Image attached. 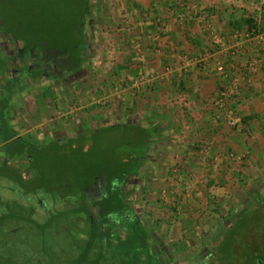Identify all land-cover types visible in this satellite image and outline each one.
<instances>
[{
	"label": "rangeland",
	"instance_id": "obj_1",
	"mask_svg": "<svg viewBox=\"0 0 264 264\" xmlns=\"http://www.w3.org/2000/svg\"><path fill=\"white\" fill-rule=\"evenodd\" d=\"M83 1L0 0V48L3 46L5 50V46L10 47L14 43H19L23 47L21 61L30 60L34 53H38L45 46L55 50L56 48L68 50L70 43L74 40L78 42L83 37L85 30L88 35V53L83 67L78 75L69 77L66 83H59L57 86L43 83L29 85L36 81L40 71L46 73L49 71H45V68L40 69L41 67L35 70L27 65L22 70H15L12 73L8 69L15 63V59L12 56L10 60L2 57L4 60L2 59L0 64V77H4L8 84L1 87L3 97L0 98V120L6 116L1 104L6 103L9 96L13 97L11 91L28 92L27 101L21 93L15 96L18 102L13 100V106L11 105L12 109H19L15 116L19 134L35 137L37 143L49 138L55 139L57 136L69 139L87 137L81 142L85 149L78 155H73V159L56 158L75 150L69 142L67 144L70 147L66 146L63 149L62 147L58 149V145L49 142L35 155L34 160L40 166L38 169L43 170L40 174L36 173L37 178L31 185L47 188V191H44L45 195L40 192L35 196L24 197L10 190L15 186L9 181L1 184L5 196L0 206V264H69L71 258L79 254L80 247L86 245L90 230L89 215L81 212L79 202H75L76 191L79 190L75 185L78 183L82 185L83 181L87 185L100 171H106L120 162L128 164L127 171L134 172L133 166L138 162V158L147 156L145 146L141 145L145 138L141 131L130 128L120 131L107 129L126 126L130 120L137 123L135 126L141 127L138 117L137 119L127 117L129 104L126 96L146 90L148 85L140 81L141 78L146 79L145 68H142L144 61L136 60V71L134 68L132 71L130 66L126 67L127 62L139 53L136 48L133 52L122 45L121 34L112 36V30L107 23L112 19L113 8L107 5V2H112L111 0H86L90 3L87 26L81 24L83 10H86ZM65 75L66 73L55 79L51 74L49 81L61 82ZM21 83L28 86L23 88ZM15 92L13 93L16 94ZM20 114H29V120H19ZM1 129L3 132L1 140L6 137L5 134L13 131L5 126H0ZM103 129L106 130L101 132ZM59 151L60 153H57ZM168 153L167 148L158 145L154 147L140 175L123 187L126 194L123 197L134 210V216L141 218L145 228L153 236V244H156L164 262L200 264L202 259H205V264H209L221 256L219 251L211 253V250L227 237L222 243L224 254L228 252L225 264H264V207L261 209L262 213L256 212L252 220L238 219V215L243 210H248V206L255 201V197L251 195L253 193L247 195L242 189L251 190L253 187L256 190L258 187L264 189V181L255 182L252 178L245 179L246 177L242 179V174H236L232 179L212 181L209 184L206 182L208 184L206 188L212 187L213 190L219 188L225 196L229 188L231 195L225 198L211 192L209 193L211 196L204 194L209 198L206 200L208 210L200 213L201 218L204 217V225L196 227L190 235L183 234V229L179 227L175 230L172 226L176 227V222H180L178 212L182 210L180 208L184 204L183 200L188 199L190 193L188 190L193 184V178L192 175L179 177L183 171L189 170V165L181 158L179 162L171 163L172 155L169 158ZM23 165L22 162L19 163L20 168ZM218 170L219 166L214 171ZM117 176L119 178L116 185L123 186V183L119 182L123 179L122 175ZM98 178L99 191L96 195L97 198H101L100 187L106 183V178L102 176ZM88 179L90 180L87 181ZM111 188L116 191L113 185ZM91 193V190L78 191V195L83 197ZM105 195L107 197L104 205L109 208L111 216L118 214L123 202L114 192L106 190ZM51 196L53 198H50ZM18 199L22 203L26 202L24 204L28 207H23L25 205H20L19 208L12 207L11 204ZM228 208L233 209V214L224 213ZM91 212L93 215L96 214V210ZM170 213L175 216L172 217ZM241 217V220L246 219L243 213ZM211 220H218L219 223L211 225L209 223ZM235 222L242 228L236 227L237 230H232ZM92 226L91 239L97 247L102 245L99 256L102 261H107L115 256L110 243L111 234L107 233L109 227L115 231L114 244L125 240L128 230L126 226L121 227L113 222L110 224L103 216H98L90 227ZM133 239H128L124 245L134 243ZM215 244L218 245L214 246ZM95 255L96 250H93L91 257ZM122 258L126 260V264H131L136 262L137 256L132 253ZM109 264L114 262L111 261Z\"/></svg>",
	"mask_w": 264,
	"mask_h": 264
},
{
	"label": "crops",
	"instance_id": "obj_2",
	"mask_svg": "<svg viewBox=\"0 0 264 264\" xmlns=\"http://www.w3.org/2000/svg\"><path fill=\"white\" fill-rule=\"evenodd\" d=\"M111 1L107 23L112 36L121 34L122 45L139 53L126 67L133 71L136 60L144 61L148 79L146 90L126 96L127 117H138L141 128L152 132V149L167 148L171 163L181 158L189 165L179 177L192 175L193 184L178 212L180 222L172 227L190 235L204 225L200 215L209 207L204 194L231 195L229 188L226 196L219 188H206L212 181L236 177V167L224 162L225 155L243 158L242 179L264 181V0ZM249 20L257 31L250 29ZM232 91L236 96L225 108L216 105ZM232 114L238 119L235 127L229 123ZM130 123L137 124L130 120L126 126ZM204 143L210 147L206 160ZM217 166L220 171H214ZM258 189L242 191L264 197V189ZM224 213L233 214V209Z\"/></svg>",
	"mask_w": 264,
	"mask_h": 264
},
{
	"label": "flooded vegetation",
	"instance_id": "obj_3",
	"mask_svg": "<svg viewBox=\"0 0 264 264\" xmlns=\"http://www.w3.org/2000/svg\"><path fill=\"white\" fill-rule=\"evenodd\" d=\"M85 33L83 34V37H81V39L78 40V42H76L75 40L70 43V47H68V50H66V48H56L55 49H50V48H43L42 50H40L38 53H34V56H32L30 58V60H23L22 59V53L23 51L21 50V48H23L19 43H14L12 44L10 47H13L12 49H9V46H5V50L3 49V46L0 48V64L2 63V61L6 58V60H10L11 56L15 59L14 60V64L10 65V68L8 70H11L12 73H14L15 70H22V68L26 67L27 65L30 66V68H34L35 70H39V67L45 68V71H49V73L40 71V74L38 73L36 81L34 83H28L29 85L31 84H38V83H43V84H55V86H57V84H64L67 82V79H69V77H72L73 75H78L80 69L83 67L84 61L86 60L87 57V53H88V35H87V31H84ZM9 49V50H8ZM2 51V52H1ZM8 52V55H7ZM4 53V54H3ZM4 56V59L2 58ZM3 59V60H2ZM24 59V58H23ZM66 73L64 79H62L61 82H51L49 81V78L54 76V78H60L62 77L64 74ZM4 77H0V98L3 97V93L1 91V87L7 86L8 82L6 81V79ZM22 87H26L28 85H25L24 83H21ZM13 92L15 91H11L10 94H12L13 97L9 96V99L6 103L1 104V107L3 108L4 114L6 113V116H4L1 120H0V126H5V127H10V129H12L13 131H11L10 133L7 134H12L13 138L10 140V142H12L13 140H18V143H14L13 146L9 147L8 149L6 148V146L10 143L9 141H3L0 139V206L3 204V197L5 196L4 190L2 188V183L4 181H9L10 183H12L15 188L10 189L11 191H15L17 194H19L20 196H35L38 195L40 192H43V195H45V190L47 191V188L41 186V187H37L36 184L31 185V183L33 182L34 179L37 178L36 175V170H35V166H36V160H34L35 155L39 153L40 149H43L45 146L48 145L49 142L52 143V145L56 144L59 146L58 149H60L61 147L66 148V146L68 147L69 144H67L68 142L70 143L71 146L76 147V145L79 143V141L81 142V138H83V136H79L73 139H69V138H59L57 136V138L52 139H45L42 143L40 142H36V138H31V136H23L21 134H19V125H16V121H15V116H17V110L19 109H12L11 105L13 106V102L15 101L16 103L18 102V99L16 101V95L21 94L22 92H15L16 94H14ZM22 97L23 98H28V92L26 93H22ZM19 98V97H18ZM14 100V101H13ZM22 100V98H21ZM13 101V102H12ZM27 101V99L25 100ZM11 110H13V112L11 113ZM11 114V115H8ZM16 113V114H14ZM20 119H22L23 121H28L30 115L29 114H20ZM33 116V115H31ZM19 117V116H18ZM17 117V118H18ZM17 120V119H16ZM30 129H28L29 131ZM9 131V130H8ZM18 132V133H17ZM2 129L0 130V136L3 135L2 134ZM5 134V136L7 135ZM50 136V135H49ZM47 136V137H49ZM53 147V146H52ZM57 149V148H56ZM8 150H12L14 153H12L11 157L7 156V151ZM13 156V157H12ZM23 163V167L20 168L19 167V163ZM126 179V183L122 186L121 190L123 191V196H125L126 194L124 193V189L123 187L125 185H127V182H130L131 179L136 178H130ZM99 180L100 178H97L96 181H94L91 185L87 187L82 186L79 190L80 192H83L84 190H91L92 193L90 195H86L85 197H83L82 195H78V191H76V201L75 202H79L80 207L82 209L81 212H85L87 215H89V218L91 220L92 223L95 222V220L97 219L98 215H99V208L98 206L95 205V202L99 201L102 199V197L105 196L106 193V189L108 188V183H107V179H106V183L103 185V187H100V195L101 198H97L96 192L99 191L98 185H99ZM35 183V182H34ZM74 188V187H73ZM97 189V190H96ZM52 194H49V196ZM54 195V194H53ZM48 196V197H49ZM122 196V197H123ZM56 197V196H55ZM50 198H53V196H51ZM260 198L259 201H261ZM40 200V198L38 199V201ZM42 201V200H41ZM40 201V202H41ZM257 201V202H259ZM123 202L125 205V213L122 216H112V222L116 225H119L121 227L126 226L127 230H128V234H129V229H131L132 224L133 225H137L141 228H145V225L143 223V221L141 220V218H138L136 216H134V210H132V208L130 206H128L126 199L123 197ZM254 203L250 206H248L247 209L249 210H245L244 213L241 212L238 215V219L241 220V214H245L247 217L249 215V218L251 217V220L254 218V215L256 214V212H260L261 208L264 207L263 205H260V203ZM26 203V202H24ZM22 203L19 199L16 200L15 202H13V204H11L12 207L15 208H19L20 205H25L23 207H28L26 206V204ZM43 203V202H42ZM254 208V209H253ZM92 210H96V214L93 215L92 214ZM250 212V214L247 213ZM239 223V222H237ZM235 222V226L238 225ZM234 226V227H235ZM235 228H232V230ZM231 230V231H232ZM230 231V232H231ZM115 235V231L113 234V237ZM238 236V235H237ZM128 237V236H127ZM227 237H225L224 239H222L221 243L215 244L214 246H216L214 249H212L211 253H213L215 250L218 251L220 249V246L222 245L223 241L226 240ZM127 239V238H126ZM125 239V240H126ZM222 256V255H221ZM220 256V257H221ZM223 257V256H222ZM225 257V256H224ZM225 260V258H224ZM223 260V264H225V261Z\"/></svg>",
	"mask_w": 264,
	"mask_h": 264
},
{
	"label": "trees",
	"instance_id": "obj_4",
	"mask_svg": "<svg viewBox=\"0 0 264 264\" xmlns=\"http://www.w3.org/2000/svg\"><path fill=\"white\" fill-rule=\"evenodd\" d=\"M83 4H85V9L86 10H83L84 13L82 14L81 24L83 23L84 25L87 26V19H88L87 17L89 15L88 7L90 6L89 5L90 3H89V1L84 0ZM248 23L250 24L249 25L250 29L257 30V27L255 26V24H253V21L249 20ZM125 128L134 129V131H141L144 134L145 138H143L141 145L145 146L146 155L147 156L146 157L143 156L141 159L138 158V162L136 164H134V166H133L134 170H135L134 172L127 171L128 164L120 162V163L116 164L115 166H113L112 168H109L106 171L105 170L104 171H100L98 173V175H95L92 178V180L88 183V186H89L98 177H101V176L105 177L107 179V183H108V185H107L108 188L106 190L116 193L121 202H123V197H122L123 196V191L121 190L122 186H120L119 184L116 185L117 184L116 182L118 180L117 178H119V176H117V175L118 174L122 175L123 179L121 181H119V182H121V184L123 183V185L126 183V179L128 177L133 178V177L139 176L142 168L144 167V164L147 162V160L149 159V157L151 155L152 144H150V141L153 139V134L151 133L150 130H145L144 128H141L140 126H135L133 124H130V125H127V126L121 125V126L108 127L107 129H109V130L113 129V130H117V131L119 130L120 131V130H123ZM104 130H106V129L101 130V132L104 131ZM86 137L87 136H83V138L80 139L81 142H82V140L84 141V139ZM12 138H13V135L12 134H8L3 139V141H7V142L9 141L10 142V140ZM17 141L18 140H13L12 142H10L6 146V148L8 149L9 147L13 146L14 143H18ZM81 142L79 141L80 144L78 146H76V147L73 146L75 148V150H73L72 152H69V153H67L65 155L61 154V156H57L56 158L58 160L67 159V158L73 159V155H78L79 152H81L83 149H85L84 148L85 146H82ZM12 153H14L12 150H8L7 151V154H8L7 156L11 157ZM57 153H60V151L57 152ZM38 167H40L39 163L36 164L35 170H36L37 173L40 174V172L43 169L39 170ZM124 169H125V171H123ZM119 172H122V173H119ZM89 180L90 179H88L87 181H89ZM82 183H83L82 185H79L80 183L76 184L75 185L76 188L80 189L82 186H87L85 184V181H83ZM112 185L116 188V191L113 188H111ZM77 186H80V187H77ZM106 197H107V195L102 197L101 200L95 202V204H97V206L99 208V215L98 216H101V217L103 216V218H105V220H108L109 223L112 224V216H111V214L108 211L109 208H106V206L104 205V202L106 201ZM260 198H263V199H261V201H259ZM257 201H259V202H257ZM256 202L260 203V205L264 206V197L255 198V202L254 203H256ZM119 209H120L119 213L118 214H114V217L115 216L124 215V213H125L124 202L122 204V207H120ZM261 209H263V207ZM247 213L250 214V212H248V211H247ZM57 217L58 216H56V219H57ZM249 220H251V217L249 218V215H248V217L246 216V219L242 220V221H249ZM88 222H89V228H90V230H89V240L86 242L85 246L80 247L79 254L76 257L71 258L69 264H106V262L109 261V260H110L109 263L112 261V262H114V264H126L125 263L126 260L123 259L122 257L123 256L128 257L132 253H134V256L135 255L137 256V259H135L136 262H134V263L130 262L131 264H166L165 262H167V261L164 262V259L162 258V255L158 252V248H157L156 244L155 243L153 244V242H154V241H152L153 240V236L149 233L148 229L147 228H141V227H139L137 225H133V224H132L131 229H129V234H128L127 239L123 240V241H120L117 244L113 243L114 230H112L111 226L109 227L108 231L104 229V231H107V233L111 234L109 236L110 237V243H111V245L113 247V252L112 253L115 256L112 257L111 259L107 260V261L106 260L102 261L100 259V256H99L101 254L100 250L102 248V245L97 247L96 244L91 239V230H93V226L92 227H90V226L93 225L94 223H92L91 220H88ZM35 225H37V224H35ZM236 227L242 228V226H240V225H236L234 228L236 229ZM94 228L96 229V227H94ZM101 231H103V230H101ZM134 234H136V235H134ZM132 235L133 236H137V237H132ZM233 235H236V234L233 233ZM128 239H133L134 243L125 246L124 243ZM115 246H117V247H115ZM222 247H223V245L220 246V249L218 251L223 257L221 256L216 261L209 262V264H223V260L227 256L228 252L226 251L227 254L225 255L224 254L225 252L222 250L223 249ZM93 250H96V255L94 257H91V253H92ZM200 264H205V259L204 260L202 259Z\"/></svg>",
	"mask_w": 264,
	"mask_h": 264
},
{
	"label": "built area",
	"instance_id": "obj_5",
	"mask_svg": "<svg viewBox=\"0 0 264 264\" xmlns=\"http://www.w3.org/2000/svg\"><path fill=\"white\" fill-rule=\"evenodd\" d=\"M255 31H257V30H255ZM261 39L263 40L264 37H261ZM185 59H186V57H185ZM140 81H141V83L147 82L146 79L143 80L142 78L140 79ZM234 96H236L235 91H232L231 93H229V94L221 97L220 99H218L216 101V105L221 107V108H225L227 100H230ZM229 123L232 127H235L238 124V119L235 118L232 114V117L229 119ZM209 148H210L209 144H207V143H204L202 146V154L204 155V160H206V156H208L207 154H208ZM226 161H227L228 165H231V166L235 165V167H236L235 172L237 174H242L241 168L245 165L242 157H238L233 153H229V154L224 156V162H226Z\"/></svg>",
	"mask_w": 264,
	"mask_h": 264
}]
</instances>
